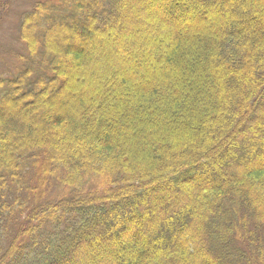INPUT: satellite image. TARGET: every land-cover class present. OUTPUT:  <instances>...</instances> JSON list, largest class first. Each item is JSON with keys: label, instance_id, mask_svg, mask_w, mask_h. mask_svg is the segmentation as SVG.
<instances>
[{"label": "trees", "instance_id": "obj_1", "mask_svg": "<svg viewBox=\"0 0 264 264\" xmlns=\"http://www.w3.org/2000/svg\"><path fill=\"white\" fill-rule=\"evenodd\" d=\"M19 22L0 264H264V0H36Z\"/></svg>", "mask_w": 264, "mask_h": 264}, {"label": "rangeland", "instance_id": "obj_2", "mask_svg": "<svg viewBox=\"0 0 264 264\" xmlns=\"http://www.w3.org/2000/svg\"><path fill=\"white\" fill-rule=\"evenodd\" d=\"M35 1L36 0H0V74L6 68L15 69L17 65H21L18 57L20 55H24L25 51L20 42L18 41V32L20 26L19 18L24 11L30 9V6ZM130 6L135 7V4L130 3ZM173 24L174 22H172V25ZM173 27H175V25H173ZM57 43L61 46V48L56 52L58 53V55H61L62 58H66V55H64V51L62 50V46L65 44V40H63V38L58 39ZM110 47L114 48L112 45ZM141 56L142 54H137L136 59H139ZM67 58L71 59L70 56H68ZM67 69H71L70 66H67ZM88 70L89 71H87V73L84 74L83 77L82 75L78 76L76 74L75 77H73L74 79L72 80V82H69L67 84V87L63 89L61 93L65 95L67 93H70L71 91H76L77 89L84 87L86 88L90 83H95L94 79L96 77L92 78L91 74L95 71L98 72V68H95L94 66L90 67V69L88 68ZM60 98L61 97L57 98V100H60ZM56 186L57 185H55L54 183L52 189L49 192H46V188L44 187L41 190L44 195H46V193H49V196H53L58 193L56 189L58 187ZM13 229L14 227H12L11 234L13 233Z\"/></svg>", "mask_w": 264, "mask_h": 264}]
</instances>
